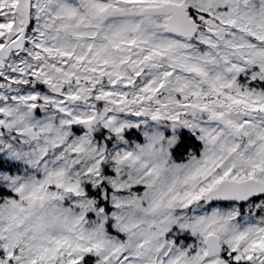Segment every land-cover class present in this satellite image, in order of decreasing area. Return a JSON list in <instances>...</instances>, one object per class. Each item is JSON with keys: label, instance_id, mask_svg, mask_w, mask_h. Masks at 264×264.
<instances>
[{"label": "snow or ice", "instance_id": "6c2138e0", "mask_svg": "<svg viewBox=\"0 0 264 264\" xmlns=\"http://www.w3.org/2000/svg\"><path fill=\"white\" fill-rule=\"evenodd\" d=\"M0 264H264V0H0Z\"/></svg>", "mask_w": 264, "mask_h": 264}]
</instances>
